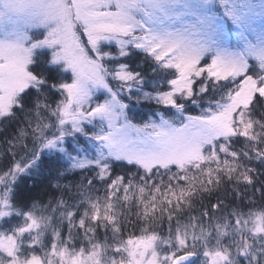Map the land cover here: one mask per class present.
I'll list each match as a JSON object with an SVG mask.
<instances>
[{"label":"trees","instance_id":"trees-1","mask_svg":"<svg viewBox=\"0 0 264 264\" xmlns=\"http://www.w3.org/2000/svg\"><path fill=\"white\" fill-rule=\"evenodd\" d=\"M103 52L137 126L208 119L245 83L257 90L233 111L231 132L204 146L202 160L148 169L109 156L93 138L95 125L52 146L63 134L61 108L74 77L52 51L36 48L28 65L34 83L0 110V193L10 212L0 234L16 238L18 259L101 250L102 261H122L130 242L152 238L169 262L193 255L192 264H264V62L249 60L244 74L217 78L206 55L191 87L175 92L176 67L135 42ZM111 190L113 207L105 210Z\"/></svg>","mask_w":264,"mask_h":264},{"label":"rangeland","instance_id":"rangeland-1","mask_svg":"<svg viewBox=\"0 0 264 264\" xmlns=\"http://www.w3.org/2000/svg\"><path fill=\"white\" fill-rule=\"evenodd\" d=\"M132 42L176 67L180 78L175 92L191 87L206 55L213 57L211 75L237 77L246 72L249 60L264 62V0H0V110L8 111L17 94L34 83L28 65L33 51L44 48L74 77L66 87L63 134L53 141L54 148L68 136L81 134L84 125H95L93 138L115 159L148 169L202 160L205 145L231 132L229 119L257 90L256 82L245 83L211 118L137 126L113 89V75L105 65L111 58L103 52L105 45L124 49ZM114 195L111 190L103 202L105 210L112 209ZM9 216L2 192L0 222ZM18 251L16 238L0 234V258L7 255L8 264L176 263L162 258L152 238L130 242L122 261H102L101 250L72 256L53 252L45 259L22 261Z\"/></svg>","mask_w":264,"mask_h":264},{"label":"water","instance_id":"water-1","mask_svg":"<svg viewBox=\"0 0 264 264\" xmlns=\"http://www.w3.org/2000/svg\"><path fill=\"white\" fill-rule=\"evenodd\" d=\"M195 260V256L193 255H186L180 257L175 264H192Z\"/></svg>","mask_w":264,"mask_h":264},{"label":"flooded vegetation","instance_id":"flooded-vegetation-1","mask_svg":"<svg viewBox=\"0 0 264 264\" xmlns=\"http://www.w3.org/2000/svg\"><path fill=\"white\" fill-rule=\"evenodd\" d=\"M178 259H176L175 261H177Z\"/></svg>","mask_w":264,"mask_h":264}]
</instances>
